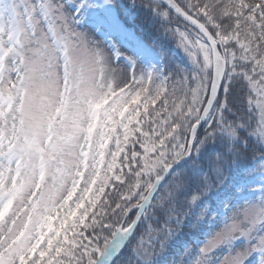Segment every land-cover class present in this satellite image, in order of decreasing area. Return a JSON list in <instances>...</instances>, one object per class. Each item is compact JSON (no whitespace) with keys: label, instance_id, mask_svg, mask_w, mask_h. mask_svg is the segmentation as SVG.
<instances>
[{"label":"snow or ice","instance_id":"obj_1","mask_svg":"<svg viewBox=\"0 0 264 264\" xmlns=\"http://www.w3.org/2000/svg\"><path fill=\"white\" fill-rule=\"evenodd\" d=\"M0 264H264V0H0Z\"/></svg>","mask_w":264,"mask_h":264}]
</instances>
